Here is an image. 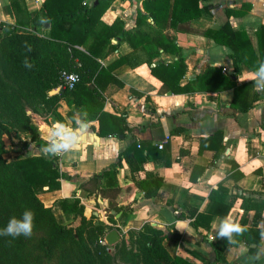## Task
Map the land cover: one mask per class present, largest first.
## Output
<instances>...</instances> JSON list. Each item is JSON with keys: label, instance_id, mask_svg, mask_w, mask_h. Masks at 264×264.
Returning <instances> with one entry per match:
<instances>
[{"label": "trees", "instance_id": "1", "mask_svg": "<svg viewBox=\"0 0 264 264\" xmlns=\"http://www.w3.org/2000/svg\"><path fill=\"white\" fill-rule=\"evenodd\" d=\"M114 0H95L91 4L86 0H44L38 10H30L26 0H9L15 22H0V229L4 228L13 216L19 218L27 208L34 214V229L30 237L23 235L13 238L0 236V264H114L115 257L108 251V246L101 239L114 229L117 213L122 211L119 195L123 188L114 186L111 178L116 175L115 168L106 170L92 177L96 196L101 194L107 200L108 219L110 224L95 221L92 214L87 218V207L78 197L63 198L56 201L57 208L47 206L39 194L45 191L60 189L65 174L58 162L57 155L31 154L22 151L13 159L6 154L5 136L20 137L29 135L35 138V127L32 122L34 114L56 113L61 99L70 107L69 115L80 114L82 121H97V132L100 136H125L131 138L130 146L120 153L114 167L125 158L132 168L139 169L149 155L154 158L165 157L166 149L159 150L147 142H139L131 133L127 114H115L105 109V84L113 82L124 86L113 71L119 66L134 64L137 56L122 55L108 65H103L100 57L108 48L114 51L122 42H128L133 51H140L145 56L152 73L163 82V91L185 93L193 90L192 83L180 84L187 65L183 59L165 63L155 59L162 52L174 53L180 48L169 41L164 31L167 26L190 31L192 20L203 13L201 0H144V11L135 18V27L126 28L125 20L117 17L113 23L102 21V16ZM236 13H243L238 11ZM152 19V20H150ZM49 30L48 35L39 33L40 28ZM219 45L231 48L234 71L231 77H225L222 87L235 91L234 104L243 110L252 107L258 98L255 94L249 103L245 99L247 89L253 82L238 85L235 81L240 64L249 66L253 71L258 67L257 61L264 60V25L257 29L259 54L256 53L247 33L234 30L229 22L214 29L202 31ZM117 40V43H114ZM80 47L84 48L81 49ZM142 58H139V60ZM27 60L32 65L25 67ZM77 61L81 66H77ZM77 71L81 80L74 89L51 91L62 83V71ZM199 79V78H198ZM27 107L34 114L27 113ZM12 140V139H11ZM39 145L47 142L37 140ZM29 142H24V148ZM214 147V148H212ZM23 148V149H24ZM205 148L216 151L217 157L224 151L223 132L217 131L208 137L201 138L200 151ZM145 150L148 151L146 156ZM105 179V185L99 183ZM162 184L160 178H147L139 183L148 197L155 196ZM264 193L259 191H242L230 195L224 184H219L210 194V202L205 211L194 210L191 214L193 227L209 231L216 216H228L236 197L241 198V208L245 211L239 223L247 231L238 237L239 243L245 244L248 252L254 254L261 240L262 228L258 226L264 212ZM127 197V196H126ZM60 209L71 214L78 225L63 223L57 214ZM115 210V213L112 211ZM255 211L253 225H247V214ZM128 238L113 246L122 261L129 264H194L186 258L173 255L165 245L168 240H180L181 233L165 232L161 228L146 223L140 229L130 230ZM203 237L206 233L201 232ZM215 261L205 264H231L225 251L229 246L225 240L212 241ZM256 246L253 247L252 245Z\"/></svg>", "mask_w": 264, "mask_h": 264}, {"label": "crops", "instance_id": "2", "mask_svg": "<svg viewBox=\"0 0 264 264\" xmlns=\"http://www.w3.org/2000/svg\"><path fill=\"white\" fill-rule=\"evenodd\" d=\"M43 1L26 0L32 11L38 10ZM93 1L95 0H86L89 4ZM143 2L144 0H114L103 14L102 21L111 24L117 17H121L125 20L126 28H134L137 14L145 10ZM201 2L204 6L202 16L191 21L190 31L170 26L164 31L166 38L180 50L174 53L162 52L155 59V62L162 60L165 63L178 60L179 57L183 59L187 69L180 84L190 82L193 90L185 93L164 92L163 82L152 73L149 64L144 62L145 55L140 51H133L128 42H122L114 51H108L107 48L99 58L103 65H108L122 55L131 54L132 58L137 56L134 64L126 63L113 71L124 86L103 82L106 85L103 92L105 109L115 114L126 113L131 133L137 141L158 147L160 142L166 140L164 158L149 155L143 164L136 163L141 167L135 170L123 158L122 163L114 167L120 153L130 146L131 138L100 136L97 121L84 122L78 113L70 116V107L64 99L60 100L57 114H37L36 121L40 127L34 133L35 136L40 134L38 138L48 143V133L58 123L80 132L75 149L57 155L62 171L70 177L62 179L60 189L39 194L47 206L57 208L56 201L78 197L87 207V215L89 211L96 217L101 216V200L104 209L103 202L106 199L101 194L96 196L92 193L95 188L92 177L115 168L116 175L111 178V183L123 188V193L119 195V205L125 211V216L119 219L122 211L116 215V225L120 228L122 237L128 238L130 230L140 229L146 223L165 232L181 233L180 240L167 239L165 245L173 255L182 256L194 264L215 261V252L210 243L218 240L212 226L218 216L212 221L209 231L194 228V218L191 216L194 210L207 209L211 191L219 184H224L229 188L230 195L241 194L243 190L264 193V90H257L255 81L250 78L253 70L240 64V71L235 79L237 84L253 82L246 91L245 99L241 98V101L249 103L255 94L258 98L248 110L237 107L234 104V89L222 87L223 79L233 75L232 50L202 34L208 28L217 29L229 22L234 30L247 33L259 54L257 29L264 25V0ZM238 11L243 13H236ZM0 22H15L9 0H0ZM39 33L48 35L49 30L47 27L40 28ZM77 118L81 121L79 124ZM217 131L223 132L225 144L219 157L213 149L205 148L200 151L201 138ZM9 138L14 145L12 148L7 145L9 152L6 156L18 155L15 151L37 155L45 153L43 149L46 145H39L32 138V133L30 136ZM27 141L29 145L24 148V142ZM145 154L148 155L147 150ZM148 177L162 179L157 194L152 197L146 196L145 190L139 187V183ZM102 185H105V179L99 183L100 187ZM57 214L66 224L74 221L71 214L60 209ZM244 214L241 198L236 197L228 216L239 222ZM254 216V210L248 212V226L253 225ZM102 220L110 224L103 213ZM258 226L264 231V212ZM201 232L206 233V237ZM261 246H264V241ZM250 255L252 254L245 244L229 245L225 251L231 264H249L247 256ZM255 264H264V258Z\"/></svg>", "mask_w": 264, "mask_h": 264}, {"label": "clouds", "instance_id": "3", "mask_svg": "<svg viewBox=\"0 0 264 264\" xmlns=\"http://www.w3.org/2000/svg\"><path fill=\"white\" fill-rule=\"evenodd\" d=\"M258 67L250 73V78L255 81L257 90H264V60L257 61ZM24 66L31 68L32 65L25 60ZM81 121L77 118V124ZM80 131H83L82 129ZM80 132L70 130L68 126L56 124L48 133V144L43 149L47 154L61 155L75 149ZM35 214L31 209H25L19 218L13 216L9 219L7 225L0 229V236H11L13 238L23 235L30 237L34 229ZM215 229V238L225 240L228 245L239 243L238 237L246 231V227L230 216L216 217L213 221ZM261 240L264 241V232H261ZM264 246H258L257 251L247 256L249 264H255L256 261L264 258Z\"/></svg>", "mask_w": 264, "mask_h": 264}, {"label": "built area", "instance_id": "4", "mask_svg": "<svg viewBox=\"0 0 264 264\" xmlns=\"http://www.w3.org/2000/svg\"><path fill=\"white\" fill-rule=\"evenodd\" d=\"M35 2H41L42 0H34ZM77 66L80 67L81 66V63L79 61H77ZM61 80H62V83L60 84V86H58L56 89H58L59 91L61 90H65V89H74V87L76 86V84L81 80V76L79 74V72L77 71H62L61 72ZM165 141H162L158 144V147L163 149L164 148V145H165ZM106 203H107V200H106ZM101 220H102V213L103 215H105V217H108V211L106 209V206L104 209H102V200H101ZM103 221V220H102ZM105 221V220H104ZM107 222V221H106ZM101 243L102 244H105L108 246V250L111 252L113 250V246H109L105 240V237H103L101 239Z\"/></svg>", "mask_w": 264, "mask_h": 264}, {"label": "rangeland", "instance_id": "5", "mask_svg": "<svg viewBox=\"0 0 264 264\" xmlns=\"http://www.w3.org/2000/svg\"><path fill=\"white\" fill-rule=\"evenodd\" d=\"M31 6L35 7L36 5H35V4H31ZM27 113L30 114V115H33V114H34V111H33L32 108L27 107ZM38 114H39V113H38ZM39 115H40V114H39ZM42 115L44 116V114H42ZM36 120H38L37 113L34 114V117H33L32 122L34 123L35 127H37L36 130H39V127H40V126H38V122H37ZM36 122H37V126H36ZM12 135H15V134H12ZM12 135H10V136H12ZM39 135H40V134L36 135V137L34 138L35 141H37V140L39 139V138H38ZM4 138H5V141H6V147H7V145H8V147L12 148L14 144H12L13 141L11 140V138H9V137H7V136H5ZM7 149H8V148H7ZM13 150H15V149H13ZM15 152H16V153H21V152H18V151H15ZM7 157H8L9 159H12V158L17 157V155H8ZM88 213H89V214H88L87 218L90 219V218L92 217V213H90L89 211H88ZM60 220L64 223L63 219L60 218ZM97 220L102 221V220H101V217H99V216L95 218V221H97ZM65 223H66V222H65ZM72 223L78 225L79 222H78V221H73ZM123 239H127V237L124 236V237H122V240H123ZM122 240H121L119 243H121ZM108 251H109V250H108ZM116 252H117V251L114 250V249L111 251V253H112L113 256L115 257V262H114V264H129V263H126V262L120 260V259H121L120 254L118 255V254H116Z\"/></svg>", "mask_w": 264, "mask_h": 264}, {"label": "water", "instance_id": "6", "mask_svg": "<svg viewBox=\"0 0 264 264\" xmlns=\"http://www.w3.org/2000/svg\"><path fill=\"white\" fill-rule=\"evenodd\" d=\"M48 26H49V24L45 25V27H48ZM56 92H59V90L56 89V90L51 91L52 94L56 93ZM103 203L107 207L108 204L106 202H103ZM112 213H115V210H113ZM105 240L109 246H115L116 244H118L122 240V234L119 232V230L117 228H114L106 234ZM253 246H255V245H253Z\"/></svg>", "mask_w": 264, "mask_h": 264}]
</instances>
